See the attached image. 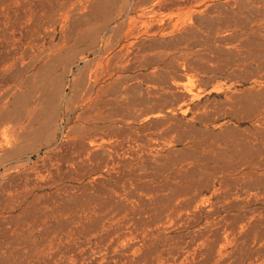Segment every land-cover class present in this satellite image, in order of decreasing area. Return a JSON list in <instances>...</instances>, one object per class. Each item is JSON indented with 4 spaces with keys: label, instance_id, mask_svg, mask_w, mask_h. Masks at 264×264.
<instances>
[{
    "label": "rangeland",
    "instance_id": "rangeland-1",
    "mask_svg": "<svg viewBox=\"0 0 264 264\" xmlns=\"http://www.w3.org/2000/svg\"><path fill=\"white\" fill-rule=\"evenodd\" d=\"M135 2L0 0V121L40 131L0 171V264H264V0L114 37Z\"/></svg>",
    "mask_w": 264,
    "mask_h": 264
},
{
    "label": "bare ground",
    "instance_id": "bare-ground-1",
    "mask_svg": "<svg viewBox=\"0 0 264 264\" xmlns=\"http://www.w3.org/2000/svg\"><path fill=\"white\" fill-rule=\"evenodd\" d=\"M162 9H163V7L160 5H159V8L157 9L154 0H137V2H135L134 5L132 6V12H131L132 16H128V17L123 18L119 24L115 25V27L112 31L114 37H119L121 35V33H123L127 27L131 28L133 25H146V24L154 23L155 17L157 15H160L161 13H163V11H161ZM99 58H100L99 60H102L103 55H100ZM46 70L48 71L51 69L47 68ZM47 71H45L41 75L45 76ZM44 79H45V77H44ZM62 81H60V82H62ZM95 83H96V81H94V80L92 82L91 81H83L80 86L73 87L72 92H71V96L68 99L61 97L62 96L61 93L64 92V90H65V88L63 90V87H64L63 86L58 91V93L60 94V97L58 98V106L57 105H55V106H57L58 109L64 108L68 112V116L70 118L78 108L79 109L82 108L83 106L88 104L91 100H93V95H94L95 85H96ZM60 86H62V85H60ZM55 101H57V100L55 99ZM71 101L74 102L72 105H70ZM84 114H86V112ZM45 115H46V113H45ZM29 119H30V121H27L25 118V114L21 115L18 112L17 107H15L14 115L11 117L10 120L0 121V171L4 168L8 167V164L10 162H12L13 160H15L19 155L23 154L25 147L26 146L28 147V145H29L28 143H30V141L33 140L34 137H36L37 133H40V131L34 130L36 128H34V123L32 122V120H33L32 117ZM36 127H38V126H36ZM78 129L79 128H77L76 130H78ZM44 131H45V127L42 130V132H44ZM31 144H32V142H31ZM31 169L33 170V168H31ZM31 173H32V171H31ZM7 181H10V180H7ZM16 181H17V179H16ZM13 184H14V182H13ZM13 186L14 185H12V187ZM10 188L11 187H9L8 185H6L2 181H0V209L1 210H7L9 208V206L13 205V203H14V198H13L14 196L12 197V193L9 192L11 190Z\"/></svg>",
    "mask_w": 264,
    "mask_h": 264
}]
</instances>
